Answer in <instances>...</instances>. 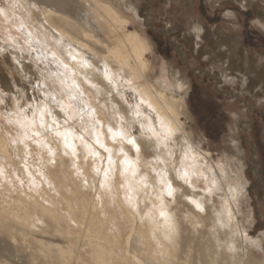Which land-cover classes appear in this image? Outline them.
Masks as SVG:
<instances>
[{"label": "clouds", "instance_id": "9594fccd", "mask_svg": "<svg viewBox=\"0 0 264 264\" xmlns=\"http://www.w3.org/2000/svg\"><path fill=\"white\" fill-rule=\"evenodd\" d=\"M98 2L0 0V264H264V227L249 234L238 173L201 151L191 83L154 52L142 0ZM22 169L46 187L29 195ZM63 193L103 201L99 244L81 245ZM63 234V255L36 239Z\"/></svg>", "mask_w": 264, "mask_h": 264}, {"label": "rangeland", "instance_id": "374dc122", "mask_svg": "<svg viewBox=\"0 0 264 264\" xmlns=\"http://www.w3.org/2000/svg\"><path fill=\"white\" fill-rule=\"evenodd\" d=\"M165 3L142 0L144 34L154 52L191 83L187 102L195 126L211 142L201 149L241 169L257 220L249 234L255 236L264 227V33L251 21L264 24V0ZM194 25L203 28L199 40L190 31Z\"/></svg>", "mask_w": 264, "mask_h": 264}, {"label": "bare ground", "instance_id": "6f19581e", "mask_svg": "<svg viewBox=\"0 0 264 264\" xmlns=\"http://www.w3.org/2000/svg\"><path fill=\"white\" fill-rule=\"evenodd\" d=\"M97 6L105 12H107L109 9H111V5L103 3L102 0H101V2H98ZM122 7H126V5L122 4ZM69 11H74V10L69 9ZM76 14L78 15L79 13L77 12ZM199 28H200V26L196 25V30L192 31V34L194 35L196 40H199L201 38V34L203 33V32L201 33L199 31ZM128 31L131 32L132 29L131 30L128 29ZM197 44L198 43L196 41V45ZM32 54L34 56L37 55V53L35 51ZM229 80L226 79V82H228ZM231 84H234V83H231ZM23 123H24L23 121H18L16 123V126L21 130V132H24V128L22 127ZM22 139H26V137L22 136ZM237 149L239 151V148H237ZM201 151H203V150L201 149ZM237 161H238V159H237ZM218 162L223 166L226 177L229 174L238 173V178L242 182L243 187L245 189L246 182H245V178L243 177L241 169L236 167L235 163H234V165H235L236 169L234 170L233 168H231V165H229L227 163V161L224 162L222 160H218ZM22 171H24L25 177H29L31 180L35 181V190L32 193H28L29 195H35V191H38L41 188L46 187L40 183L38 177L31 175L30 169H28V170L22 169ZM213 174L215 175L216 172L214 171ZM28 187H31V185L29 184L27 186H23V190L26 193L28 192ZM245 192H246V190H245ZM62 195H64L66 197V201L61 203L62 209L65 212H69L71 210L70 214L77 216L81 221V225H82V227L80 229V243H81V245H83L84 242H87L90 245H96V244H99L100 241L104 240L105 239V233L103 230V224H101V217H100L99 211H98V209L104 208L103 201L98 202V204L95 206V208L97 210H94V206L91 204V202L89 200H87L85 198H82V197L77 196V195L68 196L67 193H63ZM105 211L108 212L110 219L116 218L113 209H105ZM107 222L108 221H105L104 223H107ZM124 224H125V222L118 221L117 222L118 231H117V233L112 234V237L118 243H124L125 242L124 237L122 235L118 234L120 231V228L123 227ZM36 239H39L41 241L42 245H44L45 247H47L49 245H55L56 251L59 252L61 255H63V248H64L66 243L71 241L72 237H70L67 234H63L60 236H39V235H37Z\"/></svg>", "mask_w": 264, "mask_h": 264}, {"label": "snow or ice", "instance_id": "6c2138e0", "mask_svg": "<svg viewBox=\"0 0 264 264\" xmlns=\"http://www.w3.org/2000/svg\"><path fill=\"white\" fill-rule=\"evenodd\" d=\"M106 78H108L107 71H106ZM116 135H119V133H117ZM125 163L128 164V163H130V162H127V161H126ZM168 194L171 195V190H170V189L168 190ZM197 207H198V205H197ZM161 215L163 216L164 213H161Z\"/></svg>", "mask_w": 264, "mask_h": 264}]
</instances>
